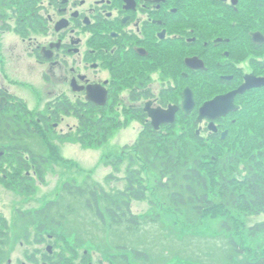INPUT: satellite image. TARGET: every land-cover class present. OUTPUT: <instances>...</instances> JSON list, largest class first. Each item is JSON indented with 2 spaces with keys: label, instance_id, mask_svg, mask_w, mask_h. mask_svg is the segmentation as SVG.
Listing matches in <instances>:
<instances>
[{
  "label": "flooded vegetation",
  "instance_id": "flooded-vegetation-1",
  "mask_svg": "<svg viewBox=\"0 0 264 264\" xmlns=\"http://www.w3.org/2000/svg\"><path fill=\"white\" fill-rule=\"evenodd\" d=\"M128 117L179 130L193 183L264 165V0H0V264H149L65 236L66 185L34 195L54 140Z\"/></svg>",
  "mask_w": 264,
  "mask_h": 264
},
{
  "label": "rangeland",
  "instance_id": "rangeland-1",
  "mask_svg": "<svg viewBox=\"0 0 264 264\" xmlns=\"http://www.w3.org/2000/svg\"><path fill=\"white\" fill-rule=\"evenodd\" d=\"M128 120L129 117L124 119L122 123L124 126L109 132L108 139L102 140L100 144L98 139H105L104 135L107 134L104 130L97 133L99 131L97 128L100 127L93 130V139L86 136L87 143L83 137V141L81 138L69 137L62 144L54 140L53 145L60 149L48 154L49 164L45 182L42 187L36 188L34 195L39 197L50 195L53 199L56 193H63L62 188L67 183L91 188L98 194H108L110 197L126 191L128 169L135 156L134 153L130 155L131 151L128 148L132 149L142 137L140 133L142 125H137L133 119ZM68 122L71 126L75 124L72 120ZM63 128L68 130L66 124ZM171 134L181 135L177 128L170 131L169 135ZM81 142L83 144H80ZM113 163L117 164V170L112 166ZM235 171L241 177H233V180L241 182L240 180L246 178V170L243 168L237 166ZM111 176L113 179L109 180ZM144 177L149 188L147 199L143 202H130L132 215L139 219V228L131 230L132 227L127 226L126 222L121 227L112 226L109 218L107 225L104 226L98 216V208L95 214V210L88 206L90 202L94 206L95 202L90 201V194L86 190L84 197H78L77 200L68 197L69 211L67 223L64 224L68 228L64 227L67 229L65 236L72 233L78 242H90L93 249H97L99 254L105 257L114 258L125 252L138 251L148 253L149 264H230L227 259L231 254L230 246L227 244L229 238L221 229L222 223L226 220L224 214L215 211L205 216L199 224L191 226L187 224L185 217L167 208L162 198L154 191L158 174L146 171ZM213 183H219V180L216 179ZM212 189L219 197V189L216 187ZM97 203L99 205V201ZM100 205L106 207L103 201ZM234 217L240 226L237 235H234L236 241L255 256L264 254V236L252 238L248 232L251 226L264 221V215L247 216L246 211L241 209ZM53 218L55 225L61 223L57 217ZM70 239L73 240L72 237ZM244 260V257L238 258L233 264H243Z\"/></svg>",
  "mask_w": 264,
  "mask_h": 264
},
{
  "label": "trees",
  "instance_id": "trees-1",
  "mask_svg": "<svg viewBox=\"0 0 264 264\" xmlns=\"http://www.w3.org/2000/svg\"><path fill=\"white\" fill-rule=\"evenodd\" d=\"M107 136L109 135L105 134V139H98V143L107 140ZM128 150L131 151L130 155L134 153L135 156L128 169L126 191L110 197L108 194H98L91 188L67 183L65 192L74 195L77 200L78 197H84L87 190L90 201L98 200L99 205L103 201L106 206L105 208L102 205L98 206V215L104 226L107 225L109 218L112 226L121 227L126 222L127 226L132 227L131 230H136L140 227L139 219L132 215L130 202H143L147 199L149 188L145 181V172L157 173L159 178L154 191L162 198L167 208L185 217L187 224L191 226L199 224L205 216L215 211L224 214L226 220L222 223L221 229L229 238L227 244L230 246L231 254L227 259L230 264L243 257L245 259L243 264H264V254L256 256L251 254L234 238L240 229L239 221L234 219V214H239L243 209L247 216L264 215V165L257 166L256 170L248 168L246 178L241 182L233 180L226 173L210 174L208 178L199 174L196 168L193 183L189 169L188 145L183 137L177 134H171L169 137L156 135L154 131L147 129L132 149ZM196 160H199V157ZM113 164L117 170V164ZM111 179L113 176L109 178ZM216 179L219 183H213ZM213 187L219 189V197L218 194H214ZM88 206L97 214V207L94 208L91 202ZM248 232L252 238L264 236V221L251 226Z\"/></svg>",
  "mask_w": 264,
  "mask_h": 264
},
{
  "label": "water",
  "instance_id": "water-1",
  "mask_svg": "<svg viewBox=\"0 0 264 264\" xmlns=\"http://www.w3.org/2000/svg\"><path fill=\"white\" fill-rule=\"evenodd\" d=\"M215 104H216V105H220V104H218V102H216ZM151 117H152L153 120H154V116H153L152 114H151ZM173 120H174V119L172 118V121H173ZM155 121H156V122H155ZM155 121H153V124H154L157 128H159V125H160V124L158 125L159 120L156 119Z\"/></svg>",
  "mask_w": 264,
  "mask_h": 264
}]
</instances>
